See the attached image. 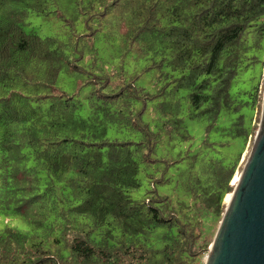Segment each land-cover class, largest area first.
I'll return each instance as SVG.
<instances>
[{
    "label": "trees",
    "instance_id": "obj_1",
    "mask_svg": "<svg viewBox=\"0 0 264 264\" xmlns=\"http://www.w3.org/2000/svg\"><path fill=\"white\" fill-rule=\"evenodd\" d=\"M263 49L264 0H0V264H205L263 100L233 85ZM185 116L238 155L177 148ZM196 167V210L157 188Z\"/></svg>",
    "mask_w": 264,
    "mask_h": 264
},
{
    "label": "water",
    "instance_id": "obj_2",
    "mask_svg": "<svg viewBox=\"0 0 264 264\" xmlns=\"http://www.w3.org/2000/svg\"><path fill=\"white\" fill-rule=\"evenodd\" d=\"M205 264H264V92L257 133Z\"/></svg>",
    "mask_w": 264,
    "mask_h": 264
},
{
    "label": "rangeland",
    "instance_id": "obj_3",
    "mask_svg": "<svg viewBox=\"0 0 264 264\" xmlns=\"http://www.w3.org/2000/svg\"><path fill=\"white\" fill-rule=\"evenodd\" d=\"M42 18L39 16H34V23L35 25L40 29L41 35L46 34L47 32L53 33L55 32L54 29H50L49 25H46L44 22H42ZM56 23V21H55ZM53 27V26H52ZM260 55H263L264 59V49L260 51ZM150 77H146L145 79L140 80V84L145 85L148 87V89H152L150 83H149ZM260 81V89L261 92H264V61L263 64L261 62H257L250 66L249 68H246L242 70L238 77L235 79L234 85H233V93L236 95H241L242 97L245 96L244 92L250 91L253 87V85L257 84ZM262 92V96H263ZM183 106L186 110V103L183 100ZM261 111H262V100L258 103L256 107V112L253 115V122L255 123V133L253 134L251 141L249 142L246 151L244 152L240 165L236 171V176L232 180V184L235 187V179L239 177L242 168L244 166V163L247 159L248 153L251 149L253 140L255 138V135L257 133L259 122L261 118ZM150 121H152L153 126L156 125V115L150 112L147 116ZM231 116L222 115L219 119V124L222 126L228 127L231 123ZM185 124L192 135V139L190 141L182 142L178 145L177 148H182L185 150H191L192 155L199 156L200 158H224V161L226 163L230 162L232 159H234L237 155L240 149L242 148L241 144V138H231L229 135H225L222 133V131L214 129L212 132L207 133V122L200 119H190L187 116H185ZM221 127V126H220ZM177 150V149H176ZM199 154V155H198ZM198 162H201L200 160ZM199 175L201 180H203L204 175L200 173L199 169L196 167L195 170L191 172H186L184 175L177 177L174 181L171 182L169 185H162L160 183L157 184V188L160 192H168L170 196L174 197L175 199L181 198L184 199L188 204L195 208V200L192 196V194L189 192L188 189L190 186L197 187L198 188V182L194 184V176ZM141 178H143V175H141ZM143 187H141L137 192H133V195L135 197L141 196L142 194L146 193V190L153 186V184H149L148 180L144 179ZM232 193V192H231ZM226 195L224 203L225 206H227V202L229 200V197L231 195ZM228 196V197H227ZM210 216H206L207 221L203 223L204 230H205V238L203 239L204 244H208V249L211 247V244L214 240V237L216 235V232L218 230L220 219L218 218H212ZM18 223V225L21 228H26V223L22 220ZM204 259H206V256L208 254V250L205 251Z\"/></svg>",
    "mask_w": 264,
    "mask_h": 264
},
{
    "label": "bare ground",
    "instance_id": "obj_4",
    "mask_svg": "<svg viewBox=\"0 0 264 264\" xmlns=\"http://www.w3.org/2000/svg\"><path fill=\"white\" fill-rule=\"evenodd\" d=\"M238 178H239V177H237V178L235 179V181H234L235 183H237ZM227 197H228V196H227ZM229 198H230V197H229Z\"/></svg>",
    "mask_w": 264,
    "mask_h": 264
}]
</instances>
